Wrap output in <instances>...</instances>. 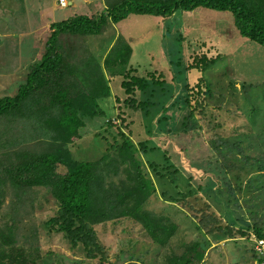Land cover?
<instances>
[{"label": "rangeland", "instance_id": "obj_1", "mask_svg": "<svg viewBox=\"0 0 264 264\" xmlns=\"http://www.w3.org/2000/svg\"><path fill=\"white\" fill-rule=\"evenodd\" d=\"M116 1L0 0V96L14 94L40 59L49 21L98 15ZM120 42L131 48L127 63L106 69L105 56ZM59 44L70 59L86 48L110 90L98 100L103 114L85 118L88 133L68 145L73 157L105 158L95 191L108 208L113 187L130 183L127 171L134 174L128 160L117 163V149L129 139L150 185L142 207L160 216L159 225H168L171 236L164 240L156 233L154 239L132 217L112 216L89 225L101 249L93 245L96 255L88 257L55 223L46 224L60 209L49 187L5 184L0 252L11 256L7 264H169L186 250L195 255L202 249L197 264H264L251 240L255 229L264 232V47L239 34L230 12L202 7L168 17L130 14L99 35L63 34ZM202 58L213 61L205 65ZM191 63L205 67L188 69ZM137 77L145 89L134 86ZM5 119H0L1 173V163L12 161L6 152H37L44 145L31 138L12 144L13 136L27 140L33 130L27 121ZM56 171L65 168L57 165Z\"/></svg>", "mask_w": 264, "mask_h": 264}, {"label": "trees", "instance_id": "obj_2", "mask_svg": "<svg viewBox=\"0 0 264 264\" xmlns=\"http://www.w3.org/2000/svg\"><path fill=\"white\" fill-rule=\"evenodd\" d=\"M198 7L230 12L239 34L264 47V0H119L109 4L98 15L75 14L51 22L40 59L29 66L24 81L17 85L14 94L0 96V119L6 118L10 123L27 121V126L33 130L27 140L22 136H13L11 143L27 144L31 138L44 144L43 149L37 152L14 149L3 154L6 160L12 161L1 163L0 187L5 184H22L20 186L25 188L49 187L60 202V209L59 214L46 224L55 223L56 229L65 235L71 246L81 244L88 257H95L94 246L101 249L89 225L112 216L132 217L142 223L154 239L157 233L166 240L171 232L165 231L168 225H159L160 216L142 207L150 185L139 172V165L143 163L129 139L125 138L118 147L117 163L125 164L128 160L134 174L127 171L126 178L130 183L121 182L122 193H119L121 187H113V203L108 208L102 205L95 191L96 185L101 187L100 169L102 166L105 169L107 165L105 158L89 161L73 157L68 145L88 133L85 118L103 114L98 100L109 97L110 90L96 58L84 48L81 57L70 59L71 55L60 48V36L99 35L109 23H117L130 14L168 17L177 10L190 11ZM130 53L127 43L120 42L109 50L103 65L106 69L116 65L122 67ZM200 61L207 65L213 60L202 58ZM205 65L191 63L188 69L200 71ZM134 80L138 90L146 88L142 79L137 77ZM57 165H62L65 171L57 172ZM99 202L103 210L97 208ZM254 233L257 237H264L261 228L255 229ZM4 250L0 252V264H7V259H12ZM188 252L186 250L169 259V264H197L202 260L203 249L196 251L195 255ZM17 256L19 263L25 261L21 253Z\"/></svg>", "mask_w": 264, "mask_h": 264}, {"label": "built area", "instance_id": "obj_3", "mask_svg": "<svg viewBox=\"0 0 264 264\" xmlns=\"http://www.w3.org/2000/svg\"><path fill=\"white\" fill-rule=\"evenodd\" d=\"M58 3L61 5L66 4V0H58ZM252 242L254 243V250L255 253L258 254L261 261H264V237H254L251 238Z\"/></svg>", "mask_w": 264, "mask_h": 264}, {"label": "crops", "instance_id": "obj_4", "mask_svg": "<svg viewBox=\"0 0 264 264\" xmlns=\"http://www.w3.org/2000/svg\"><path fill=\"white\" fill-rule=\"evenodd\" d=\"M58 21V20H57ZM51 22H54V21H49V24L51 23ZM49 24H48V26H49ZM43 25V24H42ZM42 25H40V26H42ZM40 26H38L40 29L42 28V30H43V28H44V25L42 26V27H40ZM47 26V27H48ZM47 27H46V29H47ZM48 33H49V30L47 29L46 30ZM49 35V34H48ZM105 99V98H104ZM70 151H71V149H70ZM71 153H72V151H71ZM72 155H73V153H72Z\"/></svg>", "mask_w": 264, "mask_h": 264}]
</instances>
